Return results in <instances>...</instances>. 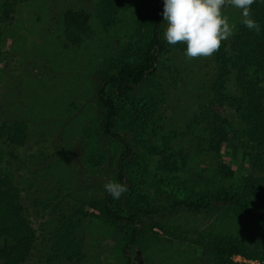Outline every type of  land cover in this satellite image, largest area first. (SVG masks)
I'll use <instances>...</instances> for the list:
<instances>
[{
  "label": "trees",
  "instance_id": "trees-1",
  "mask_svg": "<svg viewBox=\"0 0 264 264\" xmlns=\"http://www.w3.org/2000/svg\"><path fill=\"white\" fill-rule=\"evenodd\" d=\"M31 1L0 0V264L85 263L84 226L90 219L122 228L123 253L133 264L130 249L146 236L148 220L160 225L155 219L169 213L222 210L231 212L241 231L201 232L206 264H238L236 256L264 264V182L233 168L231 152L236 125L251 142L253 168L264 173V0L251 6L259 34L244 26L239 9L234 34L213 56L199 59L185 56L186 44L165 40L163 0H141L131 41L97 70L92 90L98 110L93 126L84 128V135L95 132L100 144L116 143V182L130 181L127 165L139 143L155 161L153 187L162 195L160 204L153 207L139 193L126 209L121 197L108 193L89 200L78 195L63 158L60 125L66 120L48 117L54 107L47 109L46 103L33 117L36 104L24 102L26 60L16 55L9 27L17 8ZM56 1L41 35L65 70L62 56L116 27L126 0H78L67 9ZM80 91L67 95L83 99Z\"/></svg>",
  "mask_w": 264,
  "mask_h": 264
},
{
  "label": "rangeland",
  "instance_id": "rangeland-1",
  "mask_svg": "<svg viewBox=\"0 0 264 264\" xmlns=\"http://www.w3.org/2000/svg\"><path fill=\"white\" fill-rule=\"evenodd\" d=\"M78 0H57L59 9H67ZM52 0H32L20 6L14 14L10 24V32L14 36L13 42L16 55L26 63L22 64L24 102L36 104L31 111L33 117L40 114L43 103L48 108L54 107L48 117L65 122L60 125L66 147L64 162L72 174V184L75 185L78 195L89 200L91 197L104 198L106 191L104 184L115 181L119 154L116 143L110 139L99 143L100 139L84 135L86 126H93L97 114V102L94 99L92 86L98 82L97 70L104 64L109 55H113L131 41L135 33L137 21L141 14V0H126L120 23L109 32H101L95 41L85 46L69 50L60 56L55 49L46 50L41 30L45 26V18ZM225 15L230 23L238 18L239 9L225 7ZM89 64L79 65V61ZM81 63V64H84ZM25 72V73H24ZM36 76V81L33 77ZM82 90L83 99L68 96L72 90ZM49 95V99H46ZM141 97L140 94L138 95ZM45 101V102H44ZM81 101V102H80ZM66 104V105H65ZM75 104V105H74ZM228 117L236 121L235 112L230 110ZM128 123L120 120L124 126ZM236 137H232L231 152L237 164L233 166L238 172H252L264 182V173L253 168L250 153L251 142L236 126ZM137 134V133H136ZM135 135V131L131 134ZM138 141L140 137L137 136ZM159 144V141H154ZM137 152L129 160L127 174L130 181L127 191L120 198L121 207L126 209L139 199L138 194L147 195L149 204L156 207L162 200L157 195L153 184L157 182L155 161L152 160L145 144L139 143ZM100 151V152H99ZM99 159L97 162L95 160ZM185 194V190H181ZM160 225L147 221V233L140 243L130 249L133 264H206L198 238L201 232H228L239 233L241 228L233 219L231 212L222 210L215 213H187L179 211L169 213L162 218L155 219ZM87 232L86 251L88 261L71 264H128L123 253L125 248V234L122 228L115 225H105L102 220L90 219L85 223ZM238 264H262L256 260H248L236 256Z\"/></svg>",
  "mask_w": 264,
  "mask_h": 264
},
{
  "label": "clouds",
  "instance_id": "clouds-1",
  "mask_svg": "<svg viewBox=\"0 0 264 264\" xmlns=\"http://www.w3.org/2000/svg\"><path fill=\"white\" fill-rule=\"evenodd\" d=\"M254 3L255 0H163L162 17L167 23L164 38L170 45L186 44L188 59L211 57L236 28L225 15L226 6L240 9L244 26L260 33L259 23L252 18ZM104 189L113 199H119L127 185L108 181Z\"/></svg>",
  "mask_w": 264,
  "mask_h": 264
},
{
  "label": "built area",
  "instance_id": "built-area-1",
  "mask_svg": "<svg viewBox=\"0 0 264 264\" xmlns=\"http://www.w3.org/2000/svg\"><path fill=\"white\" fill-rule=\"evenodd\" d=\"M241 257V256H240Z\"/></svg>",
  "mask_w": 264,
  "mask_h": 264
}]
</instances>
